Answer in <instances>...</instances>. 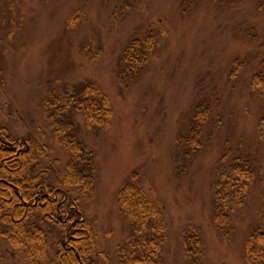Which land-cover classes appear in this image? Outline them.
I'll list each match as a JSON object with an SVG mask.
<instances>
[{"label": "rangeland", "instance_id": "374dc122", "mask_svg": "<svg viewBox=\"0 0 264 264\" xmlns=\"http://www.w3.org/2000/svg\"><path fill=\"white\" fill-rule=\"evenodd\" d=\"M238 1L0 0V127L9 137L50 148L45 163L56 181L64 177L70 156L52 139L40 106L49 85L58 81L71 92L78 84L94 82L112 103L114 115L106 132L89 134L79 118L80 137L95 151L98 163L94 198L84 206L96 236L97 264H118L117 248L131 233L118 211L117 197L134 171L164 210L169 225L167 264H191L182 245V232L190 223L199 228L206 245L205 258L198 264H247L244 242L264 216V187L258 184L236 214L232 241L222 240L211 220L214 168L227 140L243 145L264 170V145L257 134L261 100L251 94L248 75L229 79L237 57L251 59L257 53L250 29L263 33L258 43L264 41V12L254 0ZM77 10L87 14L85 27L69 32L67 22ZM151 25L167 27L170 37L162 40L139 80L121 91L114 77L119 55ZM93 38L103 48L96 62L79 47L83 39ZM208 92L218 99L215 112L221 122L216 119L206 126L201 151L180 174L177 137L189 123V108L208 99ZM41 227L50 242L48 256L54 257L58 232ZM0 242L2 264H28L25 254L13 249L1 233Z\"/></svg>", "mask_w": 264, "mask_h": 264}, {"label": "trees", "instance_id": "16d2710c", "mask_svg": "<svg viewBox=\"0 0 264 264\" xmlns=\"http://www.w3.org/2000/svg\"><path fill=\"white\" fill-rule=\"evenodd\" d=\"M40 1L47 4L52 0ZM254 1L264 12V0ZM19 19H25L22 6ZM86 21V12L77 10L68 20L66 30L76 31ZM253 31L251 28L248 34L257 42V53L251 59L237 57L229 79L238 81L248 75L251 94L261 100L257 134L264 145V41L258 43L263 33ZM169 37L167 27L151 25L145 34H138L129 41L119 55L114 72L121 91L139 80L162 40ZM96 39L91 42L83 39L79 45L90 62L98 61L103 53ZM218 104L215 94L208 92V99L189 108V123L176 141L180 174L185 173L191 159L201 151L206 126L216 119L217 124L221 122L222 117L215 112ZM40 106L47 115L52 139L64 147L70 158L64 177L58 182L52 168L45 163L50 148L28 138L20 141L9 137L0 127V233L13 249L25 254L28 264H97L94 258L96 236L85 217L84 206L94 198L98 163L95 151L80 137L79 118L83 119L89 134L106 132L114 115L112 103L94 82L78 84L70 92L57 81L49 85ZM214 169L211 220L218 236L232 241L236 232L235 216L245 208L255 187L258 184L264 187V170L255 155L247 153L241 144L234 146L230 140L226 141ZM261 199L264 204V191ZM117 207L131 231L125 243L117 248L118 264H167L164 246L169 237V225L163 208L143 187L137 171L122 184ZM41 224L58 232L54 257L48 256L50 242ZM182 245L187 262L198 264L204 260L206 245L196 225L190 223L184 228ZM1 250L0 242V264L3 261ZM244 258L247 264H264V216L245 239Z\"/></svg>", "mask_w": 264, "mask_h": 264}]
</instances>
